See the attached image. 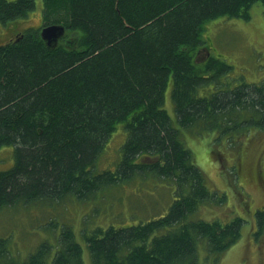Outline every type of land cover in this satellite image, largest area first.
Returning a JSON list of instances; mask_svg holds the SVG:
<instances>
[{
    "label": "trees",
    "instance_id": "trees-1",
    "mask_svg": "<svg viewBox=\"0 0 264 264\" xmlns=\"http://www.w3.org/2000/svg\"><path fill=\"white\" fill-rule=\"evenodd\" d=\"M256 3L264 13V0H42L40 27L61 24L63 38L47 45L31 26L0 44V148L13 147V164L0 169V210L65 198L95 207L108 188L157 178L171 189L164 214L91 229L79 220L91 264H204L199 247L220 258L247 219L199 214L227 195L209 189L183 133H214L218 143L264 126V86L229 76L232 66L208 48L198 54L206 22L247 20ZM35 7L0 0V21ZM169 81L174 118L164 108ZM118 127L126 134L120 158L95 171ZM254 215L260 235L264 208ZM54 239L18 262L0 237V264H83L70 224Z\"/></svg>",
    "mask_w": 264,
    "mask_h": 264
},
{
    "label": "rangeland",
    "instance_id": "rangeland-1",
    "mask_svg": "<svg viewBox=\"0 0 264 264\" xmlns=\"http://www.w3.org/2000/svg\"><path fill=\"white\" fill-rule=\"evenodd\" d=\"M41 9L42 0H36L35 9L26 18L7 25L0 21V44L5 43L4 39L13 38L22 29L39 27ZM250 14L251 17L247 20L221 16L206 22L202 33L206 47L200 48L198 54L203 57L208 53V48L212 56L219 57L232 66L229 76L264 86L263 6L260 3L254 4L250 8ZM171 85L169 81L164 108L174 118ZM183 136L195 163L206 176L209 189L227 195L226 203L209 204L200 208L199 214L206 219L216 216L229 218L233 214H241L247 219L239 240L217 260L199 247L201 261L204 264H264V229L260 235L256 234L254 215L256 209L264 208V126L250 125L247 130L235 133L233 137H236V141L233 137L227 139L223 136L217 143L214 133L202 135L188 130ZM125 137L126 134L123 135L119 127L113 132L95 161V171L116 165ZM12 164L13 147H1L0 169L9 168ZM134 179L117 188H108L100 200L101 204L95 207L65 198L64 202L55 204L38 202L4 208L0 210V237L7 239L10 254L21 262L43 240L54 242L62 224L67 222L82 245L83 264H91L88 247L80 235V219L82 227L91 229L110 223L117 225L145 221L167 211L172 198L170 186L164 180ZM85 211L87 213L83 216Z\"/></svg>",
    "mask_w": 264,
    "mask_h": 264
},
{
    "label": "water",
    "instance_id": "water-1",
    "mask_svg": "<svg viewBox=\"0 0 264 264\" xmlns=\"http://www.w3.org/2000/svg\"><path fill=\"white\" fill-rule=\"evenodd\" d=\"M65 28L61 24H50L40 29V36L47 45L57 44L59 37L64 34Z\"/></svg>",
    "mask_w": 264,
    "mask_h": 264
},
{
    "label": "flooded vegetation",
    "instance_id": "flooded-vegetation-1",
    "mask_svg": "<svg viewBox=\"0 0 264 264\" xmlns=\"http://www.w3.org/2000/svg\"><path fill=\"white\" fill-rule=\"evenodd\" d=\"M16 36H17V35H16ZM16 36H15V37H16ZM15 37H13V38H15ZM61 37H62V36H61ZM13 38H10V39H13ZM59 40H60V39H59ZM3 41L6 42V41H8V40H7V39H4ZM1 42H2V41H1ZM1 44H2V43H1Z\"/></svg>",
    "mask_w": 264,
    "mask_h": 264
}]
</instances>
